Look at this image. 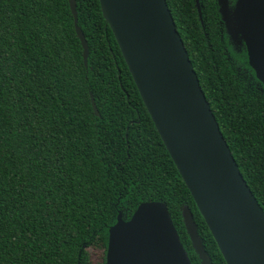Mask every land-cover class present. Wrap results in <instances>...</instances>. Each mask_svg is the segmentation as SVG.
I'll return each mask as SVG.
<instances>
[{
  "label": "trees",
  "instance_id": "obj_1",
  "mask_svg": "<svg viewBox=\"0 0 264 264\" xmlns=\"http://www.w3.org/2000/svg\"><path fill=\"white\" fill-rule=\"evenodd\" d=\"M234 0H228L229 5ZM224 141L264 212V86L232 45L216 0H165ZM0 0V264H90L141 201L166 205L190 264L191 214L225 264L139 97L98 0ZM92 96L98 115L91 109Z\"/></svg>",
  "mask_w": 264,
  "mask_h": 264
},
{
  "label": "water",
  "instance_id": "obj_2",
  "mask_svg": "<svg viewBox=\"0 0 264 264\" xmlns=\"http://www.w3.org/2000/svg\"><path fill=\"white\" fill-rule=\"evenodd\" d=\"M151 122L225 264H264V212L242 178L199 86L165 0H98ZM198 17V0H194ZM232 45L242 44L264 86V0H216ZM86 67L87 43L67 0ZM90 105L98 115L92 96ZM180 216L201 264H210L192 214ZM104 264H190L162 201L139 202L107 228Z\"/></svg>",
  "mask_w": 264,
  "mask_h": 264
},
{
  "label": "rangeland",
  "instance_id": "obj_3",
  "mask_svg": "<svg viewBox=\"0 0 264 264\" xmlns=\"http://www.w3.org/2000/svg\"><path fill=\"white\" fill-rule=\"evenodd\" d=\"M86 251L88 253L90 264H99L101 262L103 251L101 246L98 244H93L90 246H87Z\"/></svg>",
  "mask_w": 264,
  "mask_h": 264
},
{
  "label": "bare ground",
  "instance_id": "obj_4",
  "mask_svg": "<svg viewBox=\"0 0 264 264\" xmlns=\"http://www.w3.org/2000/svg\"><path fill=\"white\" fill-rule=\"evenodd\" d=\"M262 242H263V239L259 237L258 239V245H260L261 247V254L264 255V246L262 247Z\"/></svg>",
  "mask_w": 264,
  "mask_h": 264
}]
</instances>
